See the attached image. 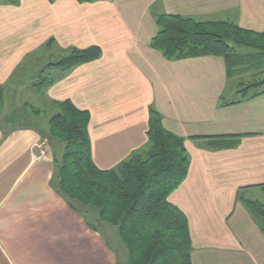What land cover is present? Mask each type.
<instances>
[{"label":"crops","instance_id":"1","mask_svg":"<svg viewBox=\"0 0 264 264\" xmlns=\"http://www.w3.org/2000/svg\"><path fill=\"white\" fill-rule=\"evenodd\" d=\"M160 15L264 33V0H0V264H119L103 234L50 187L37 107L18 100L22 112L2 110L24 88L38 104L68 100L89 113L91 161L103 171L148 153L156 112L189 159L168 202L187 219L191 264H264V220L247 205L264 204V92L237 94L254 80L239 62L168 60L151 48ZM93 46L97 59L55 66Z\"/></svg>","mask_w":264,"mask_h":264},{"label":"trees","instance_id":"2","mask_svg":"<svg viewBox=\"0 0 264 264\" xmlns=\"http://www.w3.org/2000/svg\"><path fill=\"white\" fill-rule=\"evenodd\" d=\"M8 1L15 4L17 0ZM155 23L157 33L150 46L168 60L215 56L223 58L231 68L248 57L260 60L264 66V33L243 30L227 21L198 22L173 15H160ZM242 49L253 53L240 55ZM100 54L96 46L72 50L55 66L66 70L93 61ZM263 89L264 80H253L242 83L237 94L256 97ZM57 110L46 131L54 165L50 187L83 217L91 230L97 231L87 214H94L97 222L116 229L127 253L126 264H191L187 219L168 202L188 171L183 140L166 131L159 115L150 111L148 153L132 156L117 171H103L91 161L89 113L68 100L57 103ZM247 205L264 220V204L248 201Z\"/></svg>","mask_w":264,"mask_h":264},{"label":"rangeland","instance_id":"3","mask_svg":"<svg viewBox=\"0 0 264 264\" xmlns=\"http://www.w3.org/2000/svg\"><path fill=\"white\" fill-rule=\"evenodd\" d=\"M240 55L243 54H247V53H253L251 51L248 50H241L239 51ZM240 64H241V69L245 70V68H248V74L249 77H246L247 79H251V75H253L254 80H258V79H264V69L260 70L259 68L261 66H263V64H261L260 60H249L248 57H243L240 59ZM28 90V88H24L22 89L19 93L16 94L17 98L16 101L10 96H7V99L5 101V105L3 106V111H5L6 113H9V111H16V109L19 112H22L24 109H21V107H16L18 100L19 102H27L29 105L28 106H35L37 107V110L39 111V113L41 114V116L38 118V123H39V128L46 132L48 130V122L49 120L56 115V113L58 112L57 109L51 107V106H45L43 103L38 104L35 102V100H33V92H29L26 91ZM32 95V97H31ZM30 96V97H29ZM28 97V98H27ZM30 99V100H29ZM29 109V107H26L25 111L27 112ZM22 110V111H21ZM44 142H46V145L44 147H40L38 148V146L36 147V149L38 151L40 150H46L50 148L51 146V142L49 141V139L47 138V136H45V138H43ZM55 144V142H53ZM59 150V149H58ZM87 219L88 221L99 231L103 234V236L106 238L109 246L112 248V250L115 252L117 259L119 261L120 264H126L127 262V253L125 251V248L122 244V242L120 241L118 235H117V231L114 227L101 223V222H97L95 219V215L94 214H87Z\"/></svg>","mask_w":264,"mask_h":264},{"label":"built area","instance_id":"4","mask_svg":"<svg viewBox=\"0 0 264 264\" xmlns=\"http://www.w3.org/2000/svg\"><path fill=\"white\" fill-rule=\"evenodd\" d=\"M46 145V142H44V141H42L39 145H38V148H40V147H44ZM39 154L42 156V155H44V150L42 149V150H40L39 151Z\"/></svg>","mask_w":264,"mask_h":264}]
</instances>
